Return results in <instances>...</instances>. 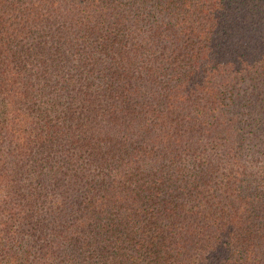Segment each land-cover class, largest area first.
Instances as JSON below:
<instances>
[{"label": "trees", "instance_id": "trees-1", "mask_svg": "<svg viewBox=\"0 0 264 264\" xmlns=\"http://www.w3.org/2000/svg\"><path fill=\"white\" fill-rule=\"evenodd\" d=\"M0 264H264V0H0Z\"/></svg>", "mask_w": 264, "mask_h": 264}]
</instances>
